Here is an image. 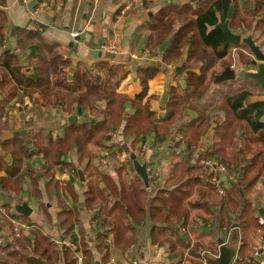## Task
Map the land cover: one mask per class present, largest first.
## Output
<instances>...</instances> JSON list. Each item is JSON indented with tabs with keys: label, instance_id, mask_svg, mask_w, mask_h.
<instances>
[{
	"label": "crops",
	"instance_id": "crops-1",
	"mask_svg": "<svg viewBox=\"0 0 264 264\" xmlns=\"http://www.w3.org/2000/svg\"><path fill=\"white\" fill-rule=\"evenodd\" d=\"M29 1L0 2V238L10 246L14 242V221L31 224L25 234L31 240L28 255L43 261L32 248L35 236L30 231L38 230L56 247L57 264H63L64 250L70 251L75 263L80 257L82 264H110L111 259L121 264L132 259L138 264H215L221 239L236 251L231 264H253L248 252L238 262L243 238L242 198L248 196L258 209L255 217L264 220V181L243 193L240 184L249 154L243 151L242 139L225 150L226 163L208 153L213 128L225 119L218 104L243 90L248 92L247 103L264 100V88L255 81L236 75L229 81L212 82L205 96L184 108L183 115L169 125L163 141L157 140L153 132L143 137L123 135L124 122L135 112L131 100L122 104L121 119L108 132L109 139L102 146L89 141L86 156L81 157L72 135L75 128L113 114L112 92L130 99L139 95L141 76L148 69L154 74L147 80L141 103L148 101L149 109L159 119L167 115L170 88L176 87L180 95L185 93L186 74L192 71L199 75L205 60L189 64L188 44L174 62H166L164 55L171 36L186 23V13L202 9L206 0H139L140 6L124 13L121 9L126 0H42L32 12L27 9ZM159 13L164 16L159 17ZM166 19L173 22L171 33L163 38L153 31V25ZM248 34L251 33L241 35ZM251 35L264 53V34ZM78 36L81 39L76 40ZM167 39L169 43L163 51ZM245 49L248 51L243 44L229 45L228 56L213 67L216 74L225 66L236 73L256 71L258 62ZM237 50L247 54L250 61L243 62L235 54ZM51 52L59 63H54ZM6 53L14 58V72L4 66ZM229 56L231 63L222 67L221 61H227ZM51 66L56 69L49 70ZM178 66H184L179 73L175 71ZM13 74L31 85L20 86ZM37 84L51 87L47 100L41 97ZM67 93L87 98L70 101ZM199 111L209 113L208 128L186 161L190 170L187 167L184 172L187 147L178 131L184 123L196 119ZM72 115L76 118L70 122ZM259 147L258 144L255 148ZM45 154L58 158L52 177L45 173ZM132 154L138 162L147 164L148 188L133 168ZM206 159L225 164L230 167L229 172L213 171L203 164ZM197 177L214 188L212 202L199 196ZM213 180L224 194L216 191ZM183 183L189 184L188 189L194 188L186 199L192 206L188 216L153 222L162 215L155 217L153 209L166 211L161 204L166 203L164 196ZM233 186H238L242 198L236 209L224 212L223 217L224 204L219 198L226 197ZM143 190L146 196L135 202L133 193ZM159 191L165 195L158 199ZM122 194L132 208L125 220L135 237L124 251L114 243L112 221L118 209L110 212ZM24 201L31 213H14V207ZM95 209L96 215V211L92 212ZM95 218L98 220L93 224ZM260 237L254 235L252 244ZM62 241L72 246L63 245Z\"/></svg>",
	"mask_w": 264,
	"mask_h": 264
},
{
	"label": "trees",
	"instance_id": "trees-1",
	"mask_svg": "<svg viewBox=\"0 0 264 264\" xmlns=\"http://www.w3.org/2000/svg\"><path fill=\"white\" fill-rule=\"evenodd\" d=\"M206 3V6L202 7V9L196 11L190 9L186 13V23L179 27L171 36L170 47L164 55L166 62H174L180 58L182 48L188 44L187 62L189 64H193L199 60H205L199 75L192 71L186 74L187 91L180 95L176 87L170 88L169 111L164 118L159 119L149 109L148 101H145L143 104L141 103V99L145 94L147 80L154 74L152 69L144 70V76H141L142 91L139 95L130 99L127 95L112 92L114 95L115 109L110 117L104 118L97 123L83 124L75 128V133H72V135L75 138L74 142L77 145L81 157L87 155L86 146L89 141L102 146V142L109 139L108 132L112 127L117 126L121 119L122 104L129 100L135 106V112L124 122L123 135L128 137L136 134V136L143 137L153 132L157 140L163 141L165 139L169 133V125L183 115L184 108L193 105V102L205 96L216 74L213 67L219 60H222L229 54L227 51L228 46H223L225 34L216 25L225 21L227 10L231 4H233V11L228 22L230 31L238 34H253L255 32L264 34V0H206ZM193 14H195V17H193ZM162 16H164V13H159V17ZM172 22L171 19H166L165 21L159 20L153 25V31L161 34L163 38H166L171 33ZM2 39L3 36L0 31V42ZM236 53L243 62L250 61V57L243 53V51L237 50ZM53 54L51 52L50 57L54 60L56 57ZM3 59H5L4 66L14 72L15 62L11 54L6 53ZM63 62L65 63V61ZM54 63H59V60H54ZM230 63L229 56L227 61H221L220 64L224 67ZM48 69L55 70L56 67L51 66ZM13 75L20 86L31 85L29 81H25L15 74ZM36 86L40 91L41 97L47 100L52 91L51 87L43 88L38 86V84ZM69 93H67V96L70 97L68 98L69 100H76L78 98L77 100L81 101V97H84L83 94H74L72 97ZM110 94L111 92L109 96ZM97 95L100 97L99 93ZM247 96L248 92L243 90L227 96L224 101L218 104L219 108L225 112V119L221 124L214 126L212 144L209 147L210 150L208 153V156L220 158L222 162L226 163L225 150L228 147L236 146L241 139L244 141L243 151L249 154L248 162L245 166V174L240 184L244 194L258 181H264V100L247 103ZM86 98L84 97V99ZM208 114L207 111H199L196 119L184 123L178 131L187 147L186 155L183 157L184 164L182 168L184 172H186L187 167L190 170L191 166L186 161L192 157L199 138L203 136V133L208 128ZM258 144L261 147L255 148ZM44 157L47 165L45 166V173L49 177H52L54 166L58 164V158H49L46 154ZM197 179L199 180L197 187L199 196L205 198L206 201L212 202L216 195L214 188L207 181H202L199 177ZM188 187L189 184H180L168 192V196H164V191L157 192L158 199L161 196L165 197L166 203L161 202V204L167 210L162 211L161 209L159 211L158 208L157 210L153 209L152 213H154L155 217L159 213L162 214L157 220H153V222H159L161 220L169 222L172 221V216L175 219H179L181 216L186 218L190 207H192L186 199L188 200L194 190L192 188L193 186L189 189ZM180 192H184L185 194L181 196ZM146 194L144 190L137 191L133 193L132 197L137 202L136 199L143 198ZM178 195H180V198L177 197ZM241 198L238 186H233L231 192L226 194V197L219 198L224 204L221 210V216L224 217V212L228 210L236 209ZM120 200L118 202L119 204L111 207L110 212L118 209L112 221L114 224V243L124 251L133 243L135 237L133 228L125 220L126 213H131L132 208L123 194ZM242 200H244V205L240 215V224L243 238L242 245L239 248L238 262H240L241 256L244 253L248 252L251 254L250 248L254 235L264 237V223L260 224L258 218L255 217L258 209L255 208V204L251 203L248 196H244ZM100 221L103 222L102 220ZM30 233L35 236V241L32 246L33 251L43 261L28 255V245L31 240L24 235L20 238H14V242L10 246L7 245L8 247L5 248V253L0 256V264H57L56 258L58 251L52 244L50 238L38 230H31ZM63 253V264H76L69 250H64Z\"/></svg>",
	"mask_w": 264,
	"mask_h": 264
},
{
	"label": "water",
	"instance_id": "water-1",
	"mask_svg": "<svg viewBox=\"0 0 264 264\" xmlns=\"http://www.w3.org/2000/svg\"><path fill=\"white\" fill-rule=\"evenodd\" d=\"M42 0H30L27 3V9L29 11H33L35 6L40 3ZM233 11V6L230 5L227 13L226 19L224 22H220L216 25L223 30L225 34V41L223 46H238L240 44L245 45L248 48L249 55H252L254 60L257 61V69L256 71H245L239 70L237 73L230 66H225L224 69L217 73L213 78V83H221L224 81H229L235 78L236 75L243 76L245 78L251 79L259 84L262 88H264V53L260 50V45L256 44L252 38L251 34L242 36L238 33H233L228 28V22L231 18ZM76 40L81 39L80 36L75 37ZM169 43V39H167L162 46V50L165 51L167 49ZM184 66H178L175 68V71L179 73L183 70ZM76 117L74 115L69 117L70 122L74 120ZM130 159L132 161L133 168L135 169L137 175L143 181L145 188L149 186V177L147 172V164L145 162L140 163L137 161L135 154L130 155ZM14 213H21L23 215H29L31 213V209L28 208L27 202H22L14 207ZM235 249L232 246L225 244L221 239L218 241V254L214 258L215 264H231L232 259L235 255Z\"/></svg>",
	"mask_w": 264,
	"mask_h": 264
},
{
	"label": "built area",
	"instance_id": "built-area-1",
	"mask_svg": "<svg viewBox=\"0 0 264 264\" xmlns=\"http://www.w3.org/2000/svg\"><path fill=\"white\" fill-rule=\"evenodd\" d=\"M138 6H140L139 0H126L123 3L121 12L124 13L128 10H133ZM178 139H181V137H179ZM144 149H145V147L143 146L142 150H144ZM203 164L205 166H207L208 168L212 169L213 171L220 172V173L229 172V169H230V167H227L225 164L218 162V161H214L212 159L204 160ZM149 176H151V175L149 174ZM215 182L216 181L213 180V183H215ZM215 185H216V183H215ZM216 191L219 194H224V191H222V188L218 185H216ZM96 210L97 209L93 210L92 212H95ZM96 214H97V211L95 212V215ZM97 220L98 219L95 218L93 221V224H96ZM258 221L260 224L264 223V220L262 218H259ZM31 227H32L31 224L24 223L20 220H15L14 225H13V229H12V235L14 238H20V237L24 236L31 229ZM106 240L108 241V239H106ZM8 244H9L8 242L3 241L2 238H0V256H2L5 253V248L7 247ZM61 244L72 246V244L68 241H66V242L62 241ZM251 256L254 260L253 264H264V237L258 238L254 242V244L251 245ZM76 263L82 264V259L80 257H76ZM110 264H121V263L114 260V259H111ZM125 264H138V261L135 259H132L129 262H126Z\"/></svg>",
	"mask_w": 264,
	"mask_h": 264
},
{
	"label": "rangeland",
	"instance_id": "rangeland-1",
	"mask_svg": "<svg viewBox=\"0 0 264 264\" xmlns=\"http://www.w3.org/2000/svg\"><path fill=\"white\" fill-rule=\"evenodd\" d=\"M212 81H213V80H212ZM212 81H211V84H212ZM211 84H210V85H211Z\"/></svg>",
	"mask_w": 264,
	"mask_h": 264
},
{
	"label": "bare ground",
	"instance_id": "bare-ground-1",
	"mask_svg": "<svg viewBox=\"0 0 264 264\" xmlns=\"http://www.w3.org/2000/svg\"><path fill=\"white\" fill-rule=\"evenodd\" d=\"M131 146V145H130Z\"/></svg>",
	"mask_w": 264,
	"mask_h": 264
}]
</instances>
